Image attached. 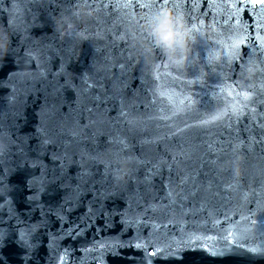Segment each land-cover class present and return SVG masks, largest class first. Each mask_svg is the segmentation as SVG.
<instances>
[{
  "label": "water",
  "instance_id": "water-1",
  "mask_svg": "<svg viewBox=\"0 0 264 264\" xmlns=\"http://www.w3.org/2000/svg\"><path fill=\"white\" fill-rule=\"evenodd\" d=\"M161 8L203 22L182 66L141 55ZM0 27V264H264V2L0 0Z\"/></svg>",
  "mask_w": 264,
  "mask_h": 264
},
{
  "label": "clouds",
  "instance_id": "clouds-1",
  "mask_svg": "<svg viewBox=\"0 0 264 264\" xmlns=\"http://www.w3.org/2000/svg\"><path fill=\"white\" fill-rule=\"evenodd\" d=\"M147 40L141 47V55L151 59L155 52L169 62L182 66L187 59L196 36L203 37V22L188 24L183 16L174 14L168 8L157 9L146 17L143 26ZM6 53V44L0 41V59Z\"/></svg>",
  "mask_w": 264,
  "mask_h": 264
},
{
  "label": "snow or ice",
  "instance_id": "snow-or-ice-1",
  "mask_svg": "<svg viewBox=\"0 0 264 264\" xmlns=\"http://www.w3.org/2000/svg\"><path fill=\"white\" fill-rule=\"evenodd\" d=\"M90 2H91V0H78V3L83 4L85 6H88L90 4ZM159 2L161 3V6L162 7H166L167 4H168V0H159ZM256 2H264V0H256ZM152 7L154 8L155 7V4H153ZM9 22H11V23H9V28H4V29L8 33L9 37H10L12 35L11 29L12 28H17V26H16V23L17 22H16L15 17H13L12 19H10ZM188 23L189 24H192L193 23L191 17L188 18ZM0 28H2V27H0ZM70 34H74V33H70ZM243 42L244 41L242 39L239 41V43H243ZM233 47H235V45H233ZM71 54L72 53H69V55H71ZM66 83L67 84H71V81H66ZM83 84H84V88H86V89L93 88L94 86L103 87L102 85H100L99 80H92V84L91 85H89L86 81H84ZM80 94H81L82 97L86 95V98H87L88 103L99 104L102 101V98L105 97L106 92H101L99 95H90L89 93L85 94L83 92H81ZM85 107H86V105H85ZM121 115L122 116H125V119H126V114L123 113V108L121 109ZM224 117H228V114L225 113L223 117H218V119H221L222 120ZM228 118L230 119V117H228ZM239 119H240V117L237 115V117H236L237 122H239ZM228 127H232V125L229 124ZM115 142L122 149L128 147V145L123 140H118V141H115ZM181 157H185V158L188 157V153L184 149H182V148H181V150L179 152H177L176 154L173 155V157H172V165H175L177 163H182L183 161L181 160ZM65 158L67 159V156ZM172 165H169V167H171ZM107 167H108V170L110 171L111 170V162H109V164H108ZM173 204H174V202H173ZM172 206L173 205H170L169 207L171 208ZM4 207H5V204L0 203V218H2V214H3ZM8 207H9V215H11V212H12L11 206L8 205ZM225 219L226 220L228 219L227 214H225ZM0 222H2V220H0ZM75 231L76 232L79 231V227L78 226L75 229ZM71 234L72 233H69V235H71ZM224 238L226 239V237H224Z\"/></svg>",
  "mask_w": 264,
  "mask_h": 264
}]
</instances>
